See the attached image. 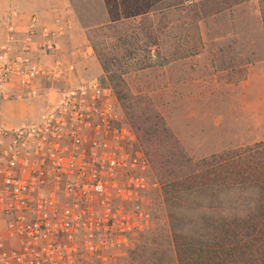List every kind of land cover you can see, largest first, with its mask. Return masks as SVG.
I'll return each instance as SVG.
<instances>
[{
  "label": "trees",
  "instance_id": "trees-1",
  "mask_svg": "<svg viewBox=\"0 0 264 264\" xmlns=\"http://www.w3.org/2000/svg\"><path fill=\"white\" fill-rule=\"evenodd\" d=\"M102 1L106 21L87 28L85 37L101 82L111 86L134 134L136 147L127 148L139 149L152 172L166 229L162 234L151 219H139L138 210L124 209L126 202L142 201L140 195L80 201L78 222L90 218L94 242L118 248L129 264L133 255L145 262L149 243L152 264H264V139L193 159L150 98L133 93L123 76L131 67L197 53L198 21L245 0ZM256 2L264 36V0ZM120 171L109 185L113 179L125 188Z\"/></svg>",
  "mask_w": 264,
  "mask_h": 264
},
{
  "label": "built area",
  "instance_id": "built-area-1",
  "mask_svg": "<svg viewBox=\"0 0 264 264\" xmlns=\"http://www.w3.org/2000/svg\"><path fill=\"white\" fill-rule=\"evenodd\" d=\"M69 26L63 15L23 17L15 8L0 15V104L33 98L41 79L72 69L58 57L44 60ZM133 139L111 86L96 78L68 82L31 121H0V264H59L47 249L64 246L63 237L75 244L84 231L93 241L90 218L77 220L79 202L131 197L143 186L131 173L125 188L108 184L116 169L146 166L139 149L127 148Z\"/></svg>",
  "mask_w": 264,
  "mask_h": 264
},
{
  "label": "rangeland",
  "instance_id": "rangeland-1",
  "mask_svg": "<svg viewBox=\"0 0 264 264\" xmlns=\"http://www.w3.org/2000/svg\"><path fill=\"white\" fill-rule=\"evenodd\" d=\"M46 4L44 8L0 4V15L15 8L23 17L33 11L44 19L55 14L68 17L70 26L61 38L60 48L44 60L49 63L58 57L63 64L70 63L72 69L56 80L41 79L39 92L33 98L0 104V121L5 124L35 119L50 96L63 90L68 82L88 78L101 81L100 67L85 31L106 21L103 1L53 0ZM198 29L201 48L197 53L162 65L131 67L123 75L133 93L150 98L193 159L264 139V36L256 0H245L203 17ZM129 173L141 175L149 184L145 190L130 191L131 197L140 195L139 199H143L124 203V209L138 210L139 219H151L164 234L166 217L159 192L153 186L152 172L144 167L120 174L126 177ZM88 237L86 232H78L75 244L69 242L71 238L63 237V242L68 240L65 245L47 249V253L54 259L59 257V264H129L120 258L118 248L109 249L105 242L102 245ZM151 237L147 235L145 240L149 242ZM151 247L149 243L143 264H152ZM131 263L139 264L135 255Z\"/></svg>",
  "mask_w": 264,
  "mask_h": 264
},
{
  "label": "crops",
  "instance_id": "crops-1",
  "mask_svg": "<svg viewBox=\"0 0 264 264\" xmlns=\"http://www.w3.org/2000/svg\"><path fill=\"white\" fill-rule=\"evenodd\" d=\"M46 1L51 3L53 0H0L1 5H16L21 8H30V7H38V8H44L46 7ZM57 1V0H55ZM26 16V15H24ZM179 135V134H178ZM199 137L205 138V135H199ZM182 140V139H181ZM182 142L185 144V142L182 140Z\"/></svg>",
  "mask_w": 264,
  "mask_h": 264
}]
</instances>
